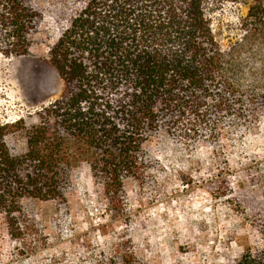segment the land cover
<instances>
[{
    "label": "trees",
    "instance_id": "16d2710c",
    "mask_svg": "<svg viewBox=\"0 0 264 264\" xmlns=\"http://www.w3.org/2000/svg\"><path fill=\"white\" fill-rule=\"evenodd\" d=\"M231 1L245 2L246 33L261 28L264 0ZM209 6V0H46L37 6L0 0V53L26 56L44 45L62 82L60 96L34 122L0 124V219L16 259L26 262L47 245L23 203L65 206L78 166L86 165L100 194L120 205L123 181L143 180L152 169L147 145L154 139L187 146L222 137L233 142L238 124L264 125V89L237 84L233 51L220 46ZM15 139L23 143L18 151L9 145ZM259 195L243 201L261 246L244 247L226 264H264V189ZM104 264L141 259L125 253Z\"/></svg>",
    "mask_w": 264,
    "mask_h": 264
},
{
    "label": "rangeland",
    "instance_id": "374dc122",
    "mask_svg": "<svg viewBox=\"0 0 264 264\" xmlns=\"http://www.w3.org/2000/svg\"><path fill=\"white\" fill-rule=\"evenodd\" d=\"M209 3L215 36L223 50L233 51L237 84L263 90L264 23L246 33L245 2ZM61 91L44 45L33 46L26 56L0 53V124L21 118L34 122V114ZM238 125L233 142L222 137L218 143L187 146L163 136L151 141L147 151L153 167L143 180L123 181L120 205L100 194L86 165L78 166L70 174L65 206L23 203L46 239L36 257L16 259L0 219V264H46L61 255L66 260L58 264H104L125 253L136 254L141 264H226L244 247H260L243 200L260 199L264 189V125ZM9 145L18 151L23 143L15 139Z\"/></svg>",
    "mask_w": 264,
    "mask_h": 264
}]
</instances>
